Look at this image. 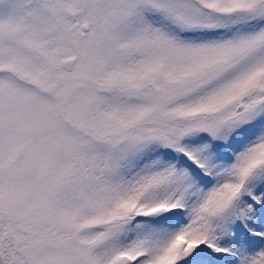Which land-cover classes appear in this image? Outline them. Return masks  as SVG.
Here are the masks:
<instances>
[{
  "label": "snow or ice",
  "instance_id": "obj_1",
  "mask_svg": "<svg viewBox=\"0 0 264 264\" xmlns=\"http://www.w3.org/2000/svg\"><path fill=\"white\" fill-rule=\"evenodd\" d=\"M0 264H264V0H0Z\"/></svg>",
  "mask_w": 264,
  "mask_h": 264
}]
</instances>
